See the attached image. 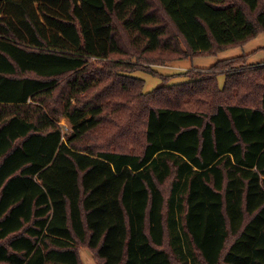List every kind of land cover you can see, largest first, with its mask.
Returning a JSON list of instances; mask_svg holds the SVG:
<instances>
[{
    "label": "trees",
    "instance_id": "obj_1",
    "mask_svg": "<svg viewBox=\"0 0 264 264\" xmlns=\"http://www.w3.org/2000/svg\"><path fill=\"white\" fill-rule=\"evenodd\" d=\"M260 34L264 0H0V264H264V64L152 68Z\"/></svg>",
    "mask_w": 264,
    "mask_h": 264
},
{
    "label": "rangeland",
    "instance_id": "obj_2",
    "mask_svg": "<svg viewBox=\"0 0 264 264\" xmlns=\"http://www.w3.org/2000/svg\"><path fill=\"white\" fill-rule=\"evenodd\" d=\"M241 56H246L250 65L255 66L258 64H264V34L258 35L256 38L252 39L243 46L226 50L215 56L196 57L193 59L178 61L172 64L170 63L167 66L152 68L157 69L158 72L164 74V76H171V84L183 83L187 81L186 76H181L183 73L203 72L212 68L220 61ZM131 75L145 81L144 91L146 93L154 91L157 87L165 83L163 78L142 71L134 72ZM218 80L220 86H223L225 83V76H219ZM60 124L64 126L66 131H71L72 126L69 124L67 119H61ZM81 257L83 264H99L97 263L96 259H94L92 253L87 249H82Z\"/></svg>",
    "mask_w": 264,
    "mask_h": 264
}]
</instances>
